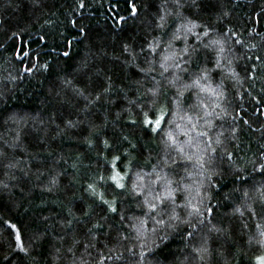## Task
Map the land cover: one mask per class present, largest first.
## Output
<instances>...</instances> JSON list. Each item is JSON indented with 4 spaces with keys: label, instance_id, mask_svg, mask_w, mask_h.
Here are the masks:
<instances>
[{
    "label": "trees",
    "instance_id": "trees-1",
    "mask_svg": "<svg viewBox=\"0 0 264 264\" xmlns=\"http://www.w3.org/2000/svg\"><path fill=\"white\" fill-rule=\"evenodd\" d=\"M83 2L80 8V0H0V264H73L74 260L80 264L82 259L86 264L101 260L103 264H257V257L264 256V244L258 243L264 241L260 198L264 172L255 171L249 161L264 152V63L256 60L259 56L264 61V0H133L139 14L121 25L115 20L128 16V0ZM162 15H166L163 28L157 27ZM72 20L77 21L76 27ZM188 20L209 25L212 39L226 41L220 68L215 65L216 54L205 50L192 63H182L186 71L160 68L167 52L179 56L185 47L183 40H176L169 49V41ZM81 26L85 33L79 31ZM229 29L243 46L233 44L232 32L223 36ZM13 32L18 35L9 40ZM157 42L154 55L141 53V48ZM125 44L140 53L134 64L123 54ZM64 51L69 52L67 57ZM147 59L155 61V70L144 77L136 65L146 66ZM254 64L258 70L249 79L246 69ZM203 68L214 69L201 81L205 90L185 91L183 85L191 84ZM230 71L238 73L241 84L228 75ZM221 83L226 98L217 108L212 89ZM109 84L101 101L88 103ZM154 87L161 89L156 107L164 105L167 110L155 134L142 128L143 114L137 107L150 102L146 93ZM178 89L184 92L182 97ZM149 115L155 119V113ZM131 119L138 123L129 124ZM69 122L74 126L68 127ZM237 125L233 140L231 130ZM201 131L209 136L199 137ZM169 133L175 138L171 147L166 143ZM220 133L235 162L222 159L218 149L213 164L217 175L211 180L216 187H210L194 162L204 141L215 140ZM104 141L111 147L105 148ZM181 147L183 155L177 151ZM116 155L120 156L117 169L129 173L128 189L137 173L161 195L166 194V181H172L177 204L185 203V186L195 189L203 181L204 206L211 207L212 214L204 213L203 224L193 221L194 231L181 225L176 231L165 228L153 233L151 219L137 231L144 219L145 209L138 203L142 198L117 195L114 185L100 180L112 174ZM189 155L190 164L184 162ZM236 175L241 179L236 180ZM89 184H95L105 198L115 197L125 219L111 214L101 220L104 228L93 229L95 247L85 252L81 244L73 256L68 252L73 238L84 239L86 229L105 215L101 211L105 206L90 194ZM177 212L185 215L182 208ZM3 220L17 226L27 254L16 249Z\"/></svg>",
    "mask_w": 264,
    "mask_h": 264
},
{
    "label": "snow or ice",
    "instance_id": "snow-or-ice-1",
    "mask_svg": "<svg viewBox=\"0 0 264 264\" xmlns=\"http://www.w3.org/2000/svg\"><path fill=\"white\" fill-rule=\"evenodd\" d=\"M195 3V0H193ZM129 5V13L128 16H119L116 18L115 23L117 25H121L129 19V17H136L139 14V10L136 6V4L133 2V0H128ZM84 2L83 0H80L79 7L83 8ZM222 15H227V13H223ZM219 19V17H218ZM166 21V15H162L160 17V21L157 24V27H164V23ZM71 24L73 27L77 26V21L72 20ZM197 28H203L202 32H197L195 29ZM79 31L81 33H85L84 27H79ZM232 32V29H229L228 32L223 33V36H228V33ZM17 33L13 32L11 36L8 37L9 40H12L17 37ZM212 29L209 25H198L191 20H188L185 23L180 24L175 32L172 34V38L169 41V49L172 48V41L176 40H183L185 43V47L180 50V55L177 56V54L174 51L167 52L162 57V61L160 63V68L164 70V72H167L169 70V67H175L176 69H180L182 71H186V69L182 68L183 64H189L192 63L198 55H200L202 50L205 51H211L216 54L215 59V65L216 68L221 67V61L226 58V41L223 38L218 39H212ZM236 34L232 32V42L234 45H240L243 46L244 42L240 39L235 38ZM191 38L192 42L189 43V39ZM41 42L45 41V38L43 36L40 37ZM71 41H68L67 44L70 47ZM159 47V43H150L148 45L147 49L141 48V53L144 51L151 52L153 55L155 54L157 48ZM253 47H255L253 45ZM167 51V50H166ZM123 54L130 57L131 59L128 61L130 64H134V62L137 59V56L140 55V53H136L133 48L125 44L123 47ZM24 55H28L27 53H24ZM63 56L67 57L69 55L68 51H64L62 53ZM19 58V57H17ZM248 59H251L249 57ZM256 60L260 63H264V61L261 60L259 56L256 57ZM171 62V64L169 63ZM231 61L229 60V64ZM146 66H139L136 65L137 71L141 73L144 77L149 76L150 73H152L155 68L154 64L155 61L153 59H147L145 61ZM214 69H208L203 68L201 71V75L194 79L191 84H185L183 85V88L185 91L191 90L193 88L199 87L202 91L205 90L203 86L201 85V81L206 80L208 78V73L210 71H213ZM257 66L254 64L251 69H246L248 71V78L253 79L254 74L257 72ZM27 71H31L30 69H27ZM163 75V73H161ZM229 76L233 77L235 79L236 84H241V81L239 79L238 73H235L234 71H230L228 73ZM110 79V78H109ZM178 80L179 77H176ZM138 86L141 84L140 81L135 82ZM159 83V82H157ZM173 85L175 84V81H170ZM225 86L223 83H221L217 89H212V92L216 96V100L218 101L216 103V107L220 108V101H223L225 97V92L223 91V88ZM111 88V85L109 84L107 87H103L102 92L98 93L94 100H88L87 97H84V99L88 100L89 104L96 103L98 101H101L102 98H104L105 94L109 92ZM178 95L183 96L184 92L180 91L179 89ZM80 96L83 97V93H78ZM151 96V100L146 101L144 104L137 105L139 108V111L143 114V119L139 122L142 128L146 131H150L151 133L155 134L161 130V125L165 120V116L167 115V110L164 105H161L159 108L156 107V105L159 103V98L161 95V89L159 87H154L153 89H149L148 93ZM166 95V93H165ZM239 96L240 94L237 93ZM255 99V97H253ZM109 103L112 101L109 100ZM130 103H135V101H130ZM257 104L260 103L259 100L256 101ZM206 107V106H205ZM145 108H147V111H145ZM226 109H221V113L225 112ZM149 113H155V119L151 118ZM206 115H211V113H206ZM239 115V113H237ZM217 118H220V116H217ZM188 120L190 123H192V118L188 117ZM131 125H136L138 121L136 119H131L128 121ZM244 124H248L247 120L243 121ZM68 127H73V122H69ZM196 124L193 123V129H195ZM208 127L211 128L212 125L209 122ZM239 126L232 128V136L231 139L235 140L237 139V131ZM197 135L199 137H207L209 136L208 132L201 131L198 132ZM223 136V133H220L217 135L215 140H212L210 137L209 139L204 141L205 147L199 151V154L196 156L195 159V166L198 169L199 175L204 176V178L208 181L210 187H216V185L211 184L212 177L217 175V172L213 168V164L215 161V154L218 149H222V159H226L229 163H234V153L232 151H229L227 146L224 145V141L221 139ZM124 140H127L128 137L124 136ZM174 140L175 138L169 133L168 134V140L166 143L169 147L174 146ZM104 147L109 148L111 145L107 141H104ZM215 145V147L213 146ZM132 147L135 148L136 145L132 144ZM236 147H239V145H236ZM264 148V145L261 146ZM177 151L181 153V155L184 154V149L178 148ZM120 160V156L116 155L112 158L111 161V168H112V174L105 178L103 176L100 177V180L103 181L105 184H108L110 182L111 185H114L115 190H119L117 195L120 194H128L135 197H141L142 199L139 200V205L145 209L144 211V219L140 220V227L137 228V231L140 230V228H144L147 220L151 219L154 223V227H152L151 231L153 233H158L159 231L163 229H169L171 231H176L181 225H187L191 228H193V231L195 230L194 223H200L203 224L204 222V213L207 212L209 215L212 214L213 209L211 207H205L204 201L206 198V192L202 194V190L204 189L205 185L203 181L199 182V186L195 189H191L188 186H185L183 188V191L188 193V196L185 198V203L183 204H177L176 203V196L175 192L177 189L171 188L172 181H166L165 183V193L164 195H161L159 193L154 192L152 189L148 188V186L144 182V178L137 173L135 179L132 182L131 189H128L125 180L129 176V173L126 171L123 174L117 169L116 163ZM185 163H193V157L192 156H186L184 159ZM172 163H176L175 160H173ZM249 163L253 164L254 170L258 172H264V152L260 154V156L256 160H250ZM237 172L240 171V169H236ZM236 180H240L241 177L239 175L235 176ZM55 181H53L54 183ZM153 183H156V181H153ZM88 190L91 195L95 196L98 203L102 206H105L101 209V211L105 212L104 216H101L100 220H97L96 223L92 225L91 228H87L86 231L83 233L84 239H80L77 237L73 238L72 246L68 248V252L75 256V249L79 247L81 244H83V247L85 249V252L89 248L95 247V244L93 241L97 240L96 233L93 232V229H103L104 224L101 223V220H106L108 216L111 214H119L120 219L123 221L125 219L124 215L122 213L118 212V200L114 197L113 199L109 200L105 198V194L103 192H97L95 184H89ZM195 191V195H192V192ZM248 192H244V196L248 197ZM262 200H264V193L261 194L260 197ZM182 208L184 209L185 215L182 217L178 212L177 209ZM237 212H240V209H236ZM241 215H243V212H240ZM85 216H90L89 212L84 213ZM167 217V219H165ZM74 219H78L75 218ZM3 224L10 230L9 235L12 237V239L15 240L16 243V249H18L21 252H24L27 254V249L23 246L22 243V236L15 224H13L10 220H3ZM69 225H71V222H69ZM136 227L135 225H133ZM212 230H218V229H212ZM193 231H189L187 233L188 237H191L193 235ZM107 235V233H104ZM261 236H264V232H261ZM159 239L163 242L164 237L161 236ZM258 243L264 244V241H258ZM14 249V250H16ZM206 250V249H203ZM73 264H75V260L73 261ZM80 264H86V261L83 259L81 260ZM99 264H103V261L101 260ZM257 264H264V256L257 257Z\"/></svg>",
    "mask_w": 264,
    "mask_h": 264
}]
</instances>
